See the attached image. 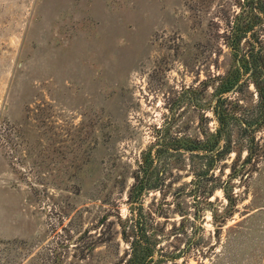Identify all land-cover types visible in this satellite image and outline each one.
<instances>
[{
    "label": "rangeland",
    "instance_id": "rangeland-1",
    "mask_svg": "<svg viewBox=\"0 0 264 264\" xmlns=\"http://www.w3.org/2000/svg\"><path fill=\"white\" fill-rule=\"evenodd\" d=\"M238 4L0 0V264H132L140 243L144 264H264V117L231 120L239 143L205 173L156 154L214 129L213 76L233 60L222 11ZM255 93L230 96L235 114Z\"/></svg>",
    "mask_w": 264,
    "mask_h": 264
},
{
    "label": "trees",
    "instance_id": "trees-1",
    "mask_svg": "<svg viewBox=\"0 0 264 264\" xmlns=\"http://www.w3.org/2000/svg\"><path fill=\"white\" fill-rule=\"evenodd\" d=\"M245 1L246 8L238 4L239 12H236L231 20L228 19L227 11H222L224 12L222 17L225 20L224 28H222L223 43L230 49L233 60L223 74L213 76L214 80H218L210 106L211 117L215 122L214 129L202 140L174 138L173 143L169 144L170 147L164 142L156 148V154L170 149L177 153L188 154L190 157L202 158L203 173L213 167L220 156L229 154L233 144L239 143V140L231 141L229 137L228 125L231 120L238 126V131L243 133L253 124H260L259 119L264 117V42L260 36L264 30V0ZM242 44L244 48H241ZM248 82H251L255 89L256 103L253 108L245 110L243 114H235L234 107L238 106V100L233 98L234 102H230V96ZM252 139V137L247 139L248 145H246L242 163L248 162L255 155L251 145ZM144 162L146 163H144L143 177L139 180L138 191L133 196L134 200L145 189L147 180L150 178L152 158L148 160L146 156ZM138 246L143 248L141 257L139 258L134 252L132 264H144L149 255L147 253L151 250L147 243L137 244L135 249Z\"/></svg>",
    "mask_w": 264,
    "mask_h": 264
}]
</instances>
